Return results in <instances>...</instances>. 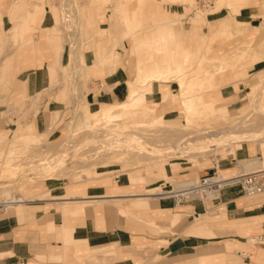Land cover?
<instances>
[{
  "label": "rangeland",
  "instance_id": "obj_1",
  "mask_svg": "<svg viewBox=\"0 0 264 264\" xmlns=\"http://www.w3.org/2000/svg\"><path fill=\"white\" fill-rule=\"evenodd\" d=\"M29 1L35 0H27L25 9ZM36 1L41 2L37 5L40 14L42 10L45 12L44 9L49 14L47 10L52 5L51 10L55 9L56 21L52 27L56 38L52 64L55 74L45 91L23 96L18 101L9 92L21 88L23 81H14L10 74L8 87L0 83V197L10 198L15 194L26 201L4 211V215L30 209L31 200L52 198L53 193L41 192L48 183L66 186L106 178L111 181L113 195L150 193L155 196L158 191L169 192L172 186L179 188L178 184L188 181L184 179L211 174L213 169L226 176L241 172L243 164L258 159L262 167L251 170H264V163L260 161L264 154V137L259 138L260 141L248 139V134L264 131V67L258 71L251 68L264 57V34L262 32L257 41L248 42L242 37L243 28L231 30L229 24L221 30L223 33L211 34L215 25L224 22H208L207 18L225 6L236 12L246 0H207L206 3L199 0ZM211 1L213 5L209 7ZM20 8L24 10V5L20 4ZM111 12L116 20L113 25H108ZM39 16L37 14V19ZM94 20L96 24H92ZM18 24V19L13 18L3 30L0 20V67L5 65L6 59L10 64L13 49L27 46L17 35ZM39 28L36 24L31 25L28 33L26 30V40L38 37ZM13 30L17 44L11 41ZM162 36L165 42L159 39ZM49 38L44 40L53 51L52 37ZM176 39L182 48H189L185 54L174 50ZM236 43L238 49L226 51ZM109 50L117 58L111 72L106 67L109 58L98 63ZM90 58L93 61L89 66L86 61ZM97 59L98 62L93 64ZM162 65L167 68L153 78L149 71ZM262 66L264 62L258 67ZM94 67L100 69L97 74L93 73ZM114 71L125 80L126 86V80L137 75L138 82H147L150 89L158 81L172 83L173 89L169 91L161 86L160 95L150 94L151 89L146 93V100L133 104L89 106L84 100L87 85H94L95 78L102 81L104 75ZM163 71L164 75L159 77ZM51 88L58 92L60 97L56 99L63 105L48 111L41 103ZM184 97L187 101L182 103ZM102 131L120 136L141 134L142 139L135 148L146 146L154 153L141 155L132 150L117 151L114 147L105 154L100 140ZM220 137L224 138L223 145L217 147L219 149L204 148ZM176 143L180 146L195 144L197 152L188 157L156 153L157 148L169 150ZM245 147L256 154L241 158ZM59 161L64 165L56 168L55 164H61ZM115 180L123 184L117 185ZM67 197L60 193L56 198ZM128 198L122 204L129 207L126 214L122 211L127 219L136 217L143 222L151 221L148 208L157 207L158 197ZM158 199L173 203L168 196ZM147 200L150 206H141ZM63 201L62 215L66 224L68 214L85 209L84 203ZM103 203L113 207L116 202H88L91 205ZM132 208L143 215L134 216ZM96 210L94 207L93 211ZM171 213V218L158 222L176 225L179 219L182 221L176 227L164 226L161 231L165 232L157 235L175 232L174 229L190 224L195 218L187 217L188 213ZM144 225L146 231L155 229L153 225Z\"/></svg>",
  "mask_w": 264,
  "mask_h": 264
},
{
  "label": "crops",
  "instance_id": "obj_2",
  "mask_svg": "<svg viewBox=\"0 0 264 264\" xmlns=\"http://www.w3.org/2000/svg\"><path fill=\"white\" fill-rule=\"evenodd\" d=\"M26 3L27 0L24 2L0 0L3 30L7 29L13 18L17 20L23 14ZM212 3L211 1V5ZM20 4L24 5V10H21ZM38 4L36 1L32 9L26 10L28 27L24 29L20 39L27 46L13 49L10 53V64L6 63L8 61L6 59L5 65L3 63L0 67V83L5 88L10 85V74L14 81H23L21 88L9 92L15 101L23 96H34L45 91L55 74L52 66L56 47V38L53 34L55 28H52L55 27L56 21L55 9L49 8L50 10H47L49 14H46L44 9L45 12L40 14ZM37 14L40 15L38 19ZM211 14L214 15L207 17L208 22H224L215 25L211 34L223 33L221 30L227 28L228 24L231 30L243 28L242 37L248 42H255L262 32L264 34V0H246L236 12L225 6ZM108 17V25H113L115 16L111 12ZM94 23L95 20L92 24ZM34 24L40 27L38 37H34L32 41L26 40V30L28 33V28ZM95 27L99 28L97 25ZM45 37H52L53 51L44 40ZM159 39L164 41L165 37ZM11 41L12 44H17L15 30L11 32ZM235 45L226 51L238 49L239 44ZM174 50H180L185 54L189 48H182L181 42L177 40ZM108 58L106 67L107 71L111 72L114 70L113 63L117 60L112 56V50L105 52L99 62L97 59L93 64L101 63ZM92 61L93 58L88 59L86 65H92L90 64ZM263 62L264 57L254 62L251 68L255 71L263 69L264 66L258 67ZM166 68V65L155 66L149 73L155 78L157 72ZM99 70L94 67L93 73L97 74ZM158 75L163 76L164 71ZM93 81L94 85L88 84L84 93V100L89 106L133 104L138 100H146V93L151 89L152 95L154 93L160 95L161 86L169 91L173 89L172 83L167 84L163 81L154 82L150 89L147 82L143 84L138 82L137 75L134 79L126 80V86L125 80L120 79L117 71L104 75L102 81L101 78H95ZM140 90L143 93H140ZM48 92L50 94L42 100V108L46 107L50 111L63 105L56 99L60 97L58 92L52 88ZM186 101L187 97H184L182 103ZM242 149L241 158H251L256 154L251 152L249 147ZM260 158L261 163H264V154ZM206 174H198L197 177ZM95 181L76 182L66 186L48 183L41 192L53 193L52 198L31 200L33 202L27 210H17L6 215L1 212L0 264H264V192L256 196H244L237 192L236 187H230L222 189L219 198L208 202L194 198L172 203L170 200L157 198L158 208L149 207L148 200L140 201L144 202L141 206L149 207L152 216L151 221L143 222L136 217L127 219L125 214L129 207H119V204H124L128 196V199L137 200L146 197L140 194L113 195L110 180L103 178ZM115 181L117 185L123 184ZM177 186L182 188L185 185ZM60 193L69 196L68 200L71 202L84 203L85 209L82 212L67 215L65 218L67 224L63 222L62 205L56 198ZM104 195L109 197L105 199L106 201L114 200L115 206L109 207L105 203L88 204V199L95 197L94 200L97 201L102 198L99 196ZM94 207L95 210L97 207L96 212L93 211ZM122 208L125 214L121 212ZM170 211L182 212L185 215L188 213L187 217H195L194 221L177 227L174 229L175 232L157 235L158 232H165L161 231L164 226L176 227L182 221L179 219L176 225L158 222L164 218H171L173 215ZM131 213L139 217L143 215L134 208ZM144 224L153 225L154 231L148 229L146 231Z\"/></svg>",
  "mask_w": 264,
  "mask_h": 264
},
{
  "label": "built area",
  "instance_id": "obj_3",
  "mask_svg": "<svg viewBox=\"0 0 264 264\" xmlns=\"http://www.w3.org/2000/svg\"><path fill=\"white\" fill-rule=\"evenodd\" d=\"M199 1L206 3L207 0ZM184 180L191 182L182 188L174 189L172 186L169 192L164 193L174 203L190 200L193 196L201 201L208 199L212 201V199L219 197L218 195L222 189L230 187H236L237 192L244 196H252L264 192V170L247 171L246 173L237 172L222 176L218 174L216 169H213L211 174ZM20 202H22V198L15 194L10 198L0 197V213L7 211Z\"/></svg>",
  "mask_w": 264,
  "mask_h": 264
},
{
  "label": "bare ground",
  "instance_id": "obj_4",
  "mask_svg": "<svg viewBox=\"0 0 264 264\" xmlns=\"http://www.w3.org/2000/svg\"><path fill=\"white\" fill-rule=\"evenodd\" d=\"M36 2V0L35 1H33V2H30L29 1V3H28V7L26 8V10L28 9V8H30L31 7V9H32V6H33V4ZM49 3V2H48ZM41 4V2L39 3V5ZM50 5H51V3H50ZM212 5H210L209 7H211ZM52 7H53V5H52ZM52 7H50V9L52 8ZM49 9V10H50ZM26 10L23 12V14H21V16H19V18H18V36H19V39H20V36L22 35V33H23V31H24V29H26L28 26V22H27V19H26ZM42 12H43V10H42ZM51 14V13H50ZM55 25V24H54ZM42 29V28H41ZM21 42V41H20ZM23 42V41H22ZM78 105V104H77ZM120 105H122V103L120 104ZM120 105H117V106H120ZM79 110V109H78ZM77 111V110H76ZM115 112V111H114ZM78 113H79V111H78ZM79 115V114H78ZM224 134V133H223ZM101 138H100V140H101V145H102V147L104 146V149H103V152L105 153V154H107V153H109V151L111 150V149H113L114 147L115 148H117V151H122V150H126V151H134L136 154L137 153H141V155H148V154H150V152H152V153H154L153 151H152V149H149L148 147H146V146H141V145H139L138 147H137V149L135 148V146L137 145V143H139L140 141H141V139H142V136H141V134H125V135H118L117 133H108V132H106V131H102L101 132ZM219 136H221V134H219ZM103 137V138H102ZM261 137H264V131L263 132H256L255 134H248V139H255V140H258L259 138H261ZM108 138L110 139V140H108ZM224 138V137H223ZM223 138H221L220 137V139L218 140V141H213L212 143H208V144H206L205 146H204V148L206 149V150H216V148L217 147H219V146H221V145H223ZM89 140V139H88ZM231 140V139H230ZM90 141V140H89ZM225 141V140H224ZM232 141V140H231ZM235 141V140H234ZM258 141H260V140H258ZM229 143V141H226V143ZM89 144V143H88ZM87 143L85 144V145H88ZM134 148V149H133ZM150 150H148V149ZM220 148V147H219ZM219 148H217V149H219ZM77 149V148H76ZM76 149H72V150H76ZM197 149H198V147L194 144L193 146H180V144L179 143H176L175 144V146L174 147H172V148H170L169 150L167 149H165V148H157V154H160L161 156H166V155H168V154H172V155H175L176 156V154H177V156H180V155H182V156H190V154H192V153H194V152H197ZM71 150V151H72ZM131 151V152H132ZM264 151V150H263ZM75 151H73V153H74ZM73 153H70V154H73ZM156 154V155H157ZM72 156V155H71ZM148 156H151V154L150 155H148ZM147 156V157H148ZM171 156V155H170ZM153 157V156H152ZM151 157V158H152ZM158 158V157H157ZM56 162H57V160H56ZM59 162H61V161H59ZM63 162H65V161H63ZM58 163V162H57ZM55 164V163H54ZM59 164V163H58ZM56 165V168H60V167H62L63 165H64V163L62 164V162H61V164L60 165H57V164H55ZM242 169L240 170L241 172H245V171H249V170H251V169H256V168H261L262 166H261V164H260V162H259V160L257 159V161H250L249 163H245V164H243L242 166ZM251 171H257V170H251ZM131 173V172H130ZM191 181H187V182H182V184H180V185H187L188 183H190ZM179 185V184H178ZM161 191H158L156 194H155V196H153L154 194H148V193H140V195L141 196H143V197H147V196H151L152 198H156V197H165V196H167L166 194H164L163 192H161ZM99 193V192H98ZM113 194V193H112ZM139 195V194H138ZM138 195H136V196H138ZM95 196V195H94ZM98 196V195H97ZM133 196V195H132ZM71 197V196H70ZM78 197V196H77ZM99 197H102V198H100V199H98L97 201L96 200H94V198L95 197H92V198H90V199H88L89 201H96V202H100V201H104L105 199H109V197H106L105 195L104 196H99ZM129 197V196H128ZM68 198H69V196L66 198V199H58L57 200V202L59 203V204H62V203H64V201L63 200H68ZM71 198H75V197H71ZM78 198H80V197H78ZM83 198V197H82ZM219 198V197H218ZM134 199V198H133ZM192 199H194V196H193V198H191L190 200H192ZM25 200H22V202H20V203H25L24 202ZM69 201V200H68ZM106 201V200H105ZM109 201H112V199H110ZM113 202H114V200H113ZM76 203H79V202H76ZM83 203V202H82ZM126 203V202H125ZM121 205L119 204V207H120ZM123 206V205H122ZM120 209V208H119ZM122 211H124L123 210V208L121 209V212ZM122 214V213H121Z\"/></svg>",
  "mask_w": 264,
  "mask_h": 264
}]
</instances>
